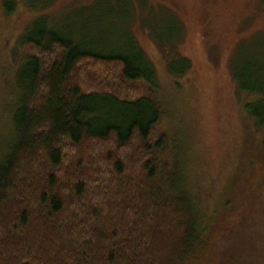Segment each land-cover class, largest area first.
<instances>
[{
	"label": "trees",
	"instance_id": "16d2710c",
	"mask_svg": "<svg viewBox=\"0 0 264 264\" xmlns=\"http://www.w3.org/2000/svg\"><path fill=\"white\" fill-rule=\"evenodd\" d=\"M42 2L1 4L10 15L18 4ZM125 14L118 15L122 23L131 19ZM87 17L78 20L80 29H88ZM151 17L141 18L143 25L175 47L180 26L174 17ZM72 25L37 13L12 48V103L0 128V264H264L257 255L264 202L252 218L243 210L240 228L224 223L237 203L206 212L186 186L177 139L157 131L161 112L153 97L119 95L91 79L97 64L111 70L104 73L109 85L144 82L154 91L157 75L142 50L125 51L102 35L79 38ZM258 61L251 57L238 69L236 85L238 96L253 97H243L242 106L264 144V62ZM177 62L167 61L175 74L190 69L186 57ZM125 147L143 152L141 161H126Z\"/></svg>",
	"mask_w": 264,
	"mask_h": 264
},
{
	"label": "rangeland",
	"instance_id": "374dc122",
	"mask_svg": "<svg viewBox=\"0 0 264 264\" xmlns=\"http://www.w3.org/2000/svg\"><path fill=\"white\" fill-rule=\"evenodd\" d=\"M1 2V129L12 103L14 43L35 14L51 13L58 21L64 18L72 23L78 31L70 32L79 38L86 40L102 35L105 43L125 51L132 47L142 50L157 75L154 91L147 89L144 82L128 83L124 88L116 82L112 83L114 86L109 85L108 75L104 73L111 70L97 64L91 71L96 78L91 79L102 83L104 88H113L119 95L153 97L161 112L157 131L177 139L185 159L186 186L193 189L206 212L220 204L236 206L237 203L233 218L224 222H232L235 228H240L246 220L243 210L253 217L251 212L264 202V187L256 191L250 189L252 184L264 186V144L262 132L242 106L243 97V100L253 97L250 94L238 96L236 83L238 69L244 68L251 57L259 59L261 65L264 62V0H52L51 3L41 0L42 3L35 6L18 4L10 15L4 14ZM127 5L131 9L125 14L121 10ZM110 6H116V11L109 10ZM120 14L125 17L128 14L131 19L122 23ZM87 15L89 27L80 29L82 22L78 20L86 22ZM150 15L152 20L157 17L161 22L167 19L169 22V17H174L180 26L175 47L158 42L162 34L143 25L141 18ZM162 33L166 35L169 31L162 30ZM180 56L189 60L190 69L175 74L168 68L167 61L177 67ZM123 152L126 157L130 156L126 161L133 163L144 156L143 152L129 147ZM232 194L236 202L229 197ZM242 201L245 205L241 208ZM248 203L255 206L250 207ZM228 212L230 208L225 216ZM254 219L257 221L258 216ZM261 229L264 231V226ZM261 237L263 250L257 255H264V234Z\"/></svg>",
	"mask_w": 264,
	"mask_h": 264
},
{
	"label": "bare ground",
	"instance_id": "6f19581e",
	"mask_svg": "<svg viewBox=\"0 0 264 264\" xmlns=\"http://www.w3.org/2000/svg\"><path fill=\"white\" fill-rule=\"evenodd\" d=\"M49 55V54H48Z\"/></svg>",
	"mask_w": 264,
	"mask_h": 264
}]
</instances>
